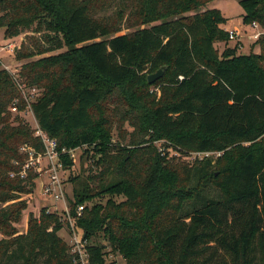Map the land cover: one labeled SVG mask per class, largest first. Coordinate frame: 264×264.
Masks as SVG:
<instances>
[{
    "label": "trees",
    "instance_id": "1",
    "mask_svg": "<svg viewBox=\"0 0 264 264\" xmlns=\"http://www.w3.org/2000/svg\"><path fill=\"white\" fill-rule=\"evenodd\" d=\"M211 1L0 0L4 38L25 37L19 69L0 62V264H81L58 213L42 207L17 229L38 177L17 175L21 148H44L14 78L40 90L41 131L91 160L68 202L89 264H116L111 253L126 264H264V35L259 53L228 47ZM238 1L243 23L264 27V0ZM207 152L220 155L188 159Z\"/></svg>",
    "mask_w": 264,
    "mask_h": 264
},
{
    "label": "rangeland",
    "instance_id": "2",
    "mask_svg": "<svg viewBox=\"0 0 264 264\" xmlns=\"http://www.w3.org/2000/svg\"><path fill=\"white\" fill-rule=\"evenodd\" d=\"M207 9H217L220 11L222 16L226 19V23L224 24L223 28L225 29H232V28H242L247 33L252 32V29L250 25L244 24L242 19L244 15V10L240 6L238 0H213L207 4V6L204 8ZM112 10H110L107 14H110ZM131 30L122 29L119 34L128 33ZM25 39L24 35L19 36L18 38H14L12 40L5 39L4 38V30L0 29V62L4 67L7 68V70L11 73H15L21 63L17 62L14 58V47H17L20 45L21 41ZM240 43L243 45L242 50H238V52H241L243 54H248L250 51L253 53H259V46L256 44V42L248 40L247 38H244L240 41ZM8 45H12L11 48L8 47ZM236 42L228 41V47H235ZM217 49L219 51H222L225 48L224 43H218L216 44ZM61 51H64L61 50ZM51 54H56V52L45 54L42 56L34 57L33 59H38L43 56H49ZM2 66V67H3ZM3 67V68H4ZM5 68V69H6ZM13 113V112H12ZM16 113H13L15 115ZM23 119L25 120L28 125H30L31 128L34 129V126L36 125L35 119L30 112H22L20 114ZM124 129L127 131H131V128H129L127 125L124 126ZM113 142L115 144H126L124 142H121L120 138H118L117 132L113 133ZM165 142L162 140H157L154 142V145L158 147L159 151H164L165 149ZM169 155H173L174 151L172 149H169ZM194 155H191L188 157L189 160L194 159ZM45 162H41L39 165H36L35 168H32V171L34 173H37V179L35 180V187L31 194L22 196V199L27 201V208L23 211L20 222L17 225V229L20 231V233L25 232L27 222L29 219V215L33 213L34 215H38L39 210L42 207H46L51 212H56L59 215L62 216L64 220H67L66 214H63V212H66L69 210V200H73V194L74 191L77 189H80L82 182L85 181V177L90 174L89 168L92 166L91 160L87 159V156L83 152V149L81 150H75L74 152V159L72 161V165L70 168H63L57 170V174L59 177V180L61 182L62 188H63V197L61 200L54 201L53 199L44 197L42 195V187L47 182V173L49 168L45 167ZM36 168H40V170H36ZM94 169V168H93ZM72 178H77V180L73 181ZM117 200L121 198H116ZM78 236L82 235V231H77ZM59 235L63 240H65L68 244L71 243V229L70 226L65 223L62 230L59 231ZM98 241H101L103 244L104 241H102V238H99ZM108 250V249H107ZM108 261H115L116 264H126L125 260L121 257V255L117 253H111L108 256Z\"/></svg>",
    "mask_w": 264,
    "mask_h": 264
},
{
    "label": "built area",
    "instance_id": "3",
    "mask_svg": "<svg viewBox=\"0 0 264 264\" xmlns=\"http://www.w3.org/2000/svg\"><path fill=\"white\" fill-rule=\"evenodd\" d=\"M252 32L247 33L242 28H232V29H224L228 35V41L236 42V46L238 50L243 49V45L240 41L244 38L248 40L256 42L262 35H264V27L260 26L258 23L253 22L250 24ZM12 45H8L11 48ZM16 87L20 92V99L25 103L26 109L24 112H30L31 104L36 100V98L40 94V90L36 87H26L24 84L21 83L17 78H14ZM20 99L15 100L14 104L11 106L10 111L13 113L18 112V102ZM33 115V113H32ZM34 117V116H33ZM35 119V118H34ZM36 125L34 126L35 136H38L43 144V152L37 153L33 148L29 146H23L21 150L28 154L27 161L22 165L21 169L17 173L21 178H24L27 173L32 170V168L36 165H39L42 161L45 162L46 168H49L47 173V182L42 187V195L44 197L53 199L54 201L61 200L63 197V188L61 182L59 180L57 170L63 169L62 166V158L61 156L68 154L69 158L73 161L74 159V152L75 150H81L83 148H76V149H58V144L55 139H50L41 129L39 128L36 120ZM200 159L204 157L210 156H219L220 153H196L192 154ZM36 170H40V168H36ZM16 174H11V176H15ZM83 205H79L77 207V215L80 216L83 211ZM49 212V209L47 208ZM51 212V211H50ZM67 216V225L70 226L71 229V246L72 251L78 254L79 260L81 264H89L87 260V256L84 253V246L87 244L86 240H83L82 235L78 236L77 231L80 230L75 226L74 220L70 217L68 211L65 212Z\"/></svg>",
    "mask_w": 264,
    "mask_h": 264
},
{
    "label": "water",
    "instance_id": "4",
    "mask_svg": "<svg viewBox=\"0 0 264 264\" xmlns=\"http://www.w3.org/2000/svg\"><path fill=\"white\" fill-rule=\"evenodd\" d=\"M164 67L158 69L156 72L149 74L147 77L148 83H153L154 81L160 79L163 76Z\"/></svg>",
    "mask_w": 264,
    "mask_h": 264
},
{
    "label": "crops",
    "instance_id": "5",
    "mask_svg": "<svg viewBox=\"0 0 264 264\" xmlns=\"http://www.w3.org/2000/svg\"><path fill=\"white\" fill-rule=\"evenodd\" d=\"M225 29V28H224ZM1 65H2V63H1ZM3 66V65H2ZM4 67V66H3ZM4 68H6V67H4ZM7 69V68H6Z\"/></svg>",
    "mask_w": 264,
    "mask_h": 264
}]
</instances>
